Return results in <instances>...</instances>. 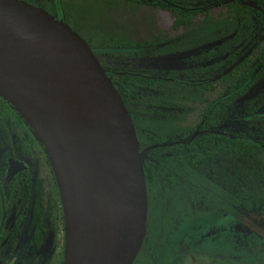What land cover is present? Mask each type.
Returning <instances> with one entry per match:
<instances>
[{
	"label": "flooded vegetation",
	"instance_id": "af4514ba",
	"mask_svg": "<svg viewBox=\"0 0 264 264\" xmlns=\"http://www.w3.org/2000/svg\"><path fill=\"white\" fill-rule=\"evenodd\" d=\"M18 1L85 41L120 96L143 161L171 177L182 170L183 191L165 196L166 263L187 264L189 251L221 240L234 245L225 235L235 209H220L233 196L219 187L233 176L237 148L264 155V0ZM193 238L199 246L189 247ZM64 242L52 167L0 97V264H62ZM138 254L160 262L146 234Z\"/></svg>",
	"mask_w": 264,
	"mask_h": 264
},
{
	"label": "water",
	"instance_id": "95a60500",
	"mask_svg": "<svg viewBox=\"0 0 264 264\" xmlns=\"http://www.w3.org/2000/svg\"><path fill=\"white\" fill-rule=\"evenodd\" d=\"M0 97L33 130L55 175L62 264H132L145 235L143 153L85 41L41 9L0 0Z\"/></svg>",
	"mask_w": 264,
	"mask_h": 264
},
{
	"label": "trees",
	"instance_id": "16d2710c",
	"mask_svg": "<svg viewBox=\"0 0 264 264\" xmlns=\"http://www.w3.org/2000/svg\"><path fill=\"white\" fill-rule=\"evenodd\" d=\"M141 167L146 194V240L152 250L156 249V252L161 254L158 264H167L165 258L169 253L165 248H159L166 237L168 226L164 212L165 196L171 192L179 194L183 191V185H180L177 179L182 176V170L174 169V177H171L163 164L154 166L142 160ZM225 177L219 189H223L225 195L230 193L233 199L220 202V209L226 211L232 206L235 209V219L251 226L254 222L258 226L254 227L255 229L253 226V229L248 227L252 237L250 242L234 241L232 245L221 240L220 245L210 246L204 251H189L187 264H264V220L260 216L255 217L254 211L259 200L264 198V155L251 148L249 152L237 148L233 176ZM229 179L232 180L228 181ZM180 235L181 231L178 230L174 237ZM138 258L140 264H156L146 255L140 254L132 264H135Z\"/></svg>",
	"mask_w": 264,
	"mask_h": 264
},
{
	"label": "rangeland",
	"instance_id": "374dc122",
	"mask_svg": "<svg viewBox=\"0 0 264 264\" xmlns=\"http://www.w3.org/2000/svg\"><path fill=\"white\" fill-rule=\"evenodd\" d=\"M255 217L258 218V216H260L262 218V216H264V201L263 202H259L257 204V206L255 207ZM235 225L233 226L232 229H230V233L228 234V232L225 235V238L229 237V235L233 236L234 238H232L234 241H239V242H248L249 240L251 241L252 237H251V232H249V228L253 229L254 227L258 226L257 223L252 222V226L245 223L242 220H238L235 219ZM258 220H256L257 222ZM255 225V226H254ZM255 229V228H254ZM226 238V239H227ZM249 241V242H250ZM200 245V242H198V240H196V238H193L190 240L189 242V247H197Z\"/></svg>",
	"mask_w": 264,
	"mask_h": 264
}]
</instances>
